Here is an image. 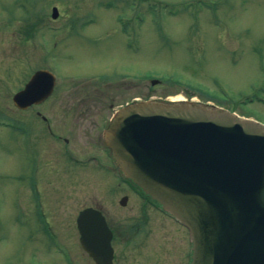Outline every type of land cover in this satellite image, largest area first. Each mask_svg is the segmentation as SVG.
Returning <instances> with one entry per match:
<instances>
[{
	"label": "rangeland",
	"instance_id": "374dc122",
	"mask_svg": "<svg viewBox=\"0 0 264 264\" xmlns=\"http://www.w3.org/2000/svg\"><path fill=\"white\" fill-rule=\"evenodd\" d=\"M53 6L60 11L57 19L52 18ZM39 68L56 73L52 96L64 98L68 107L83 94L78 86L106 80V96L99 103L105 118L136 95L210 99L264 123V0H0L1 196L16 192L25 161L27 171L35 161L31 145L22 147L19 120L29 122L37 108L22 111L13 96ZM147 76L161 82L153 85ZM55 98L49 102L57 103ZM53 106L50 115L63 127L69 122L78 134L85 120L78 119L77 109L71 117L62 115L68 112L65 108ZM49 148L44 144L37 154L42 177L58 176ZM80 176L91 180L73 187L80 203L104 194L105 204L113 207L111 199L131 193L129 183L122 179L119 184L116 174L87 169ZM79 205L75 201V208ZM142 208L144 203L134 194L121 206L122 218H133ZM156 222L154 238L163 246H156L162 252L159 258L164 264H186V230L165 219ZM131 247L126 250L134 258L156 257L155 248L139 246L131 252ZM140 260L138 264L145 261Z\"/></svg>",
	"mask_w": 264,
	"mask_h": 264
},
{
	"label": "water",
	"instance_id": "95a60500",
	"mask_svg": "<svg viewBox=\"0 0 264 264\" xmlns=\"http://www.w3.org/2000/svg\"><path fill=\"white\" fill-rule=\"evenodd\" d=\"M55 78L36 71L16 105L49 96ZM105 140L123 176L188 226L191 264H264L263 124L211 103L152 98L121 107ZM92 212L82 211L78 225L96 256L91 235L109 229Z\"/></svg>",
	"mask_w": 264,
	"mask_h": 264
},
{
	"label": "flooded vegetation",
	"instance_id": "af4514ba",
	"mask_svg": "<svg viewBox=\"0 0 264 264\" xmlns=\"http://www.w3.org/2000/svg\"><path fill=\"white\" fill-rule=\"evenodd\" d=\"M29 77L24 80L21 88ZM102 79L84 82L82 86H78L83 94L79 98H73L71 107H68L70 103L65 104L64 98L51 95L38 104L21 109L26 111L37 108L29 122L22 118L19 120L20 130L23 129L22 147L27 150L31 145L35 152V161L30 171H27L28 165L25 161V171L20 176L16 192L9 197L0 195V264H138L140 259L145 260L140 262L141 264H164L162 256L159 258L162 252L156 248L163 247L162 240L154 238L153 234L157 219H165L186 230L188 253L185 263L190 264L191 242L187 229L161 208L156 207L157 205L148 196L138 192V189L134 188L136 191L132 193L131 187L132 189H128L131 193L123 195L129 200L135 194L144 203V208L139 209L137 215L130 219L122 218L123 196L119 200L113 198L114 202L111 199L113 207H109L104 202V194L93 196L90 202L80 203L79 195L73 192L75 185L91 182L88 177L80 176L87 169L116 174L115 180L119 184L121 182L120 171L104 139V131L117 108L105 118L104 108L99 106L106 96L103 85L106 80ZM112 83L114 85L115 82ZM118 92L119 90H116L112 95V106ZM53 98L57 99V103L49 102ZM135 98L136 95L123 104ZM53 105H57L58 110L65 108L68 112L62 115L71 117L75 107L81 116L78 119L85 120L86 129H83V121L77 130L78 134L74 133V128L69 126V122L63 127L62 122L50 115V110L55 109ZM45 109L48 114L44 113ZM95 116L98 120L94 119ZM74 134L82 138L77 139ZM78 142H82L80 149ZM44 144L45 147L48 144L49 150L54 154L51 167L55 168L58 176H40L42 173L37 154L41 152L40 147ZM85 197L89 199V195ZM75 201L80 204L77 208ZM146 205L151 208H145ZM87 208H93V218L96 221H104L109 229L91 235V244L98 249L100 259L94 258L80 240L78 216ZM4 214L9 215L2 217ZM9 228H12L11 232ZM147 236L149 238H146ZM129 245L132 246L131 252L132 248L135 250L139 246L143 249L147 247V251L155 248L153 253L156 257L134 258L126 250ZM145 250L142 251L143 254Z\"/></svg>",
	"mask_w": 264,
	"mask_h": 264
}]
</instances>
